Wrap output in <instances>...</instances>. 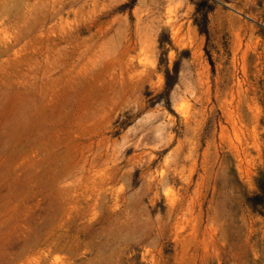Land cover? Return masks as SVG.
Instances as JSON below:
<instances>
[{"label":"rangeland","instance_id":"rangeland-1","mask_svg":"<svg viewBox=\"0 0 264 264\" xmlns=\"http://www.w3.org/2000/svg\"><path fill=\"white\" fill-rule=\"evenodd\" d=\"M261 174L264 0H0V264H264Z\"/></svg>","mask_w":264,"mask_h":264},{"label":"trees","instance_id":"trees-1","mask_svg":"<svg viewBox=\"0 0 264 264\" xmlns=\"http://www.w3.org/2000/svg\"><path fill=\"white\" fill-rule=\"evenodd\" d=\"M209 61L211 60L209 59ZM165 76H166L165 84H166V88L168 89L171 85V82L169 79L170 75L167 72ZM257 186H258V192L250 198V202L254 206L261 205L264 203V175L263 174H261V176H259V178L257 179Z\"/></svg>","mask_w":264,"mask_h":264}]
</instances>
